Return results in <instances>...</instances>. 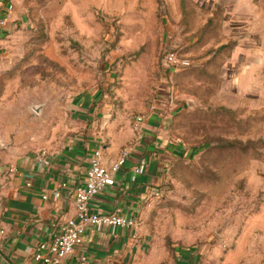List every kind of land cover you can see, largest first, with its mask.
Returning a JSON list of instances; mask_svg holds the SVG:
<instances>
[{"label":"rangeland","instance_id":"rangeland-1","mask_svg":"<svg viewBox=\"0 0 264 264\" xmlns=\"http://www.w3.org/2000/svg\"><path fill=\"white\" fill-rule=\"evenodd\" d=\"M6 1L17 21V55L0 69L10 139L31 129L61 144L76 96H96L118 122L161 112L178 150L135 219L150 253L264 264V0ZM166 50L187 64L165 69Z\"/></svg>","mask_w":264,"mask_h":264},{"label":"crops","instance_id":"crops-1","mask_svg":"<svg viewBox=\"0 0 264 264\" xmlns=\"http://www.w3.org/2000/svg\"><path fill=\"white\" fill-rule=\"evenodd\" d=\"M238 2L248 7L253 0H210ZM0 0V69L10 63L13 28L17 21ZM239 16L245 17L244 10ZM2 21V23H1ZM14 36V34H13ZM72 127L61 144L36 140L32 130L10 139L11 129L0 126V264H48L34 258L41 242L59 234L65 221L75 215L74 190L84 181L95 150L109 167L122 149L129 150L124 164L114 173L115 183L92 199L97 213H117L136 219L149 200L159 192L170 155L178 148L167 137V116L150 112L142 120L126 117L124 122L98 109L94 95L67 100ZM17 106L6 115H11ZM27 115V114H26ZM2 119V118H0ZM4 131V132H2ZM46 152L44 163L39 151ZM45 196V197H44ZM169 264H190L189 253ZM61 264H161L150 253L146 237L138 228L86 225L82 240Z\"/></svg>","mask_w":264,"mask_h":264},{"label":"built area","instance_id":"built-area-1","mask_svg":"<svg viewBox=\"0 0 264 264\" xmlns=\"http://www.w3.org/2000/svg\"><path fill=\"white\" fill-rule=\"evenodd\" d=\"M11 8L12 6L9 5L8 10ZM186 64L187 62L180 58L177 52L166 50L162 63L165 69H177ZM142 118L143 116H139L138 120H142ZM128 153V149H122L118 158L107 167L101 161L100 150L97 149L93 152L84 181L74 190L75 215L65 221L59 234L49 242H41L37 246L34 253L35 259L48 264H61L72 253L73 249L80 244L84 229L88 224H101L112 227L135 226V219L133 218H127L117 213H97L90 209L92 199L114 185V173L124 164ZM45 156V150L41 149L38 158L47 163ZM0 233H3L1 228Z\"/></svg>","mask_w":264,"mask_h":264}]
</instances>
